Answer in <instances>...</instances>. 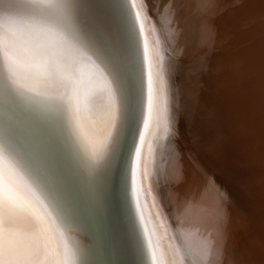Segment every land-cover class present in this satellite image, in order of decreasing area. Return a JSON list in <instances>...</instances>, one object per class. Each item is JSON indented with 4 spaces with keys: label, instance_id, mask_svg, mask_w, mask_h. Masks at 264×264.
Returning <instances> with one entry per match:
<instances>
[{
    "label": "bare ground",
    "instance_id": "bare-ground-1",
    "mask_svg": "<svg viewBox=\"0 0 264 264\" xmlns=\"http://www.w3.org/2000/svg\"><path fill=\"white\" fill-rule=\"evenodd\" d=\"M27 8L0 0L19 61L0 62L9 247L41 264H264V0H72L58 30L78 99L29 67ZM138 84L121 173L102 146L122 147Z\"/></svg>",
    "mask_w": 264,
    "mask_h": 264
},
{
    "label": "snow or ice",
    "instance_id": "snow-or-ice-1",
    "mask_svg": "<svg viewBox=\"0 0 264 264\" xmlns=\"http://www.w3.org/2000/svg\"><path fill=\"white\" fill-rule=\"evenodd\" d=\"M28 6L26 15L30 18L26 30L32 36L27 60L29 67L35 68L42 75L49 79L58 80L72 95L70 99H78L76 95V86L78 83V70L75 63L68 59L65 53L75 48V45L64 35L59 26L65 25L70 16V4L72 0H21ZM34 18V19H32ZM4 17L0 15V33H3ZM3 35H7L3 33ZM99 55L104 53L98 50ZM18 50L14 42L5 40L0 36V62H7L9 73L15 74L16 65L19 63ZM107 59V57H105ZM109 63L112 62L109 60ZM13 85L18 81L11 79ZM152 73L149 71L146 84V103L149 114L151 115L155 89L153 87ZM32 91V89H29ZM146 126V125H145ZM136 139L140 140L139 132L136 133ZM102 152L106 158L115 155L116 164H119L121 146L118 135L113 133L104 142ZM131 154L135 155L139 161L140 152L135 147ZM129 185L132 182V168L129 166ZM0 197H6V193H0ZM3 216L0 213V264H41L38 254L32 257H25L22 254L13 251L3 235ZM11 227V222H8Z\"/></svg>",
    "mask_w": 264,
    "mask_h": 264
},
{
    "label": "water",
    "instance_id": "water-1",
    "mask_svg": "<svg viewBox=\"0 0 264 264\" xmlns=\"http://www.w3.org/2000/svg\"><path fill=\"white\" fill-rule=\"evenodd\" d=\"M125 1V0H123ZM136 47V44H135ZM137 63V60H136ZM138 69V80L141 79V72L139 71V67H137ZM141 87L138 84V92H137V88L134 91V113L132 116H129V119H127V124H126V128H125V135L123 137V142H122V147H121V155H120V172L122 173L125 172L124 169V165L126 163V159H127V155L129 152V148L131 145V141L135 132V127L139 122V115H138V103L140 102V95H141ZM141 113V112H140ZM138 129V128H137ZM122 160V161H121Z\"/></svg>",
    "mask_w": 264,
    "mask_h": 264
},
{
    "label": "rangeland",
    "instance_id": "rangeland-1",
    "mask_svg": "<svg viewBox=\"0 0 264 264\" xmlns=\"http://www.w3.org/2000/svg\"><path fill=\"white\" fill-rule=\"evenodd\" d=\"M146 131H148V127H145ZM244 261V259L241 260V262H239L240 264H242V262ZM247 262L245 261L244 264H246Z\"/></svg>",
    "mask_w": 264,
    "mask_h": 264
}]
</instances>
